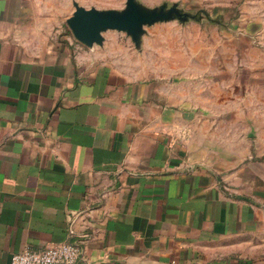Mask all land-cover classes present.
Returning <instances> with one entry per match:
<instances>
[{"label": "crops", "instance_id": "1", "mask_svg": "<svg viewBox=\"0 0 264 264\" xmlns=\"http://www.w3.org/2000/svg\"><path fill=\"white\" fill-rule=\"evenodd\" d=\"M74 3L126 6L0 0V264L60 243L76 264H264V189L226 173L246 146L121 66L107 32L77 41Z\"/></svg>", "mask_w": 264, "mask_h": 264}, {"label": "rangeland", "instance_id": "2", "mask_svg": "<svg viewBox=\"0 0 264 264\" xmlns=\"http://www.w3.org/2000/svg\"><path fill=\"white\" fill-rule=\"evenodd\" d=\"M89 1L106 6L110 0ZM138 1L149 8L177 4L199 20L146 28L141 50L125 33L107 32L120 46L113 58L134 76L175 82L183 104L205 113L201 123L237 135L230 151L245 145L246 159L228 165L226 175L245 172L239 182L246 191L264 189V0Z\"/></svg>", "mask_w": 264, "mask_h": 264}, {"label": "water", "instance_id": "3", "mask_svg": "<svg viewBox=\"0 0 264 264\" xmlns=\"http://www.w3.org/2000/svg\"><path fill=\"white\" fill-rule=\"evenodd\" d=\"M75 12L67 20L73 36L86 47L102 46L103 34L108 31L125 33L131 38L137 50L142 47L146 28L157 24L180 21H198V15H191L179 9L177 4L167 3L159 7L149 8L138 0H126L123 10L85 9L74 3Z\"/></svg>", "mask_w": 264, "mask_h": 264}, {"label": "built area", "instance_id": "4", "mask_svg": "<svg viewBox=\"0 0 264 264\" xmlns=\"http://www.w3.org/2000/svg\"><path fill=\"white\" fill-rule=\"evenodd\" d=\"M80 250L75 244L60 243L42 251L26 250L11 256L10 264H76Z\"/></svg>", "mask_w": 264, "mask_h": 264}]
</instances>
